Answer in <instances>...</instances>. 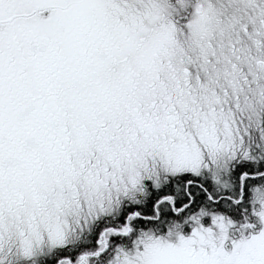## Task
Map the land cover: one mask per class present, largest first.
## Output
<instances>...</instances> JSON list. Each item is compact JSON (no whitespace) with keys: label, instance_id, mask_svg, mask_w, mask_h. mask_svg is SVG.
<instances>
[{"label":"snow or ice","instance_id":"obj_1","mask_svg":"<svg viewBox=\"0 0 264 264\" xmlns=\"http://www.w3.org/2000/svg\"><path fill=\"white\" fill-rule=\"evenodd\" d=\"M0 264H264V0H0Z\"/></svg>","mask_w":264,"mask_h":264}]
</instances>
